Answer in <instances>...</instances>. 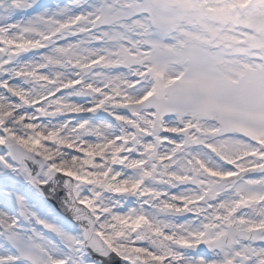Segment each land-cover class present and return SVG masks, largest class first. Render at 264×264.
Segmentation results:
<instances>
[{
  "label": "snow or ice",
  "instance_id": "6c2138e0",
  "mask_svg": "<svg viewBox=\"0 0 264 264\" xmlns=\"http://www.w3.org/2000/svg\"><path fill=\"white\" fill-rule=\"evenodd\" d=\"M0 264H264V0H0Z\"/></svg>",
  "mask_w": 264,
  "mask_h": 264
}]
</instances>
